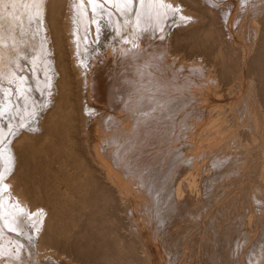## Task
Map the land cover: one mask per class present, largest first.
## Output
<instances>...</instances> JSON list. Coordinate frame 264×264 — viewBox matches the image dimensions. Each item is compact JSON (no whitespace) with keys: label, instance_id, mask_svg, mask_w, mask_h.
<instances>
[{"label":"rangeland","instance_id":"1","mask_svg":"<svg viewBox=\"0 0 264 264\" xmlns=\"http://www.w3.org/2000/svg\"><path fill=\"white\" fill-rule=\"evenodd\" d=\"M87 1L89 0L85 1L86 4L88 5ZM94 1L98 5H101L102 7L103 6L107 7L110 11L107 10L106 12H109L113 16L114 20L117 22V25H115L112 28L110 27L111 29H106L103 36L102 34L100 36L97 30L98 27L95 26L96 27L95 30H97L96 43L98 44L101 42L100 44H98L99 46H97L98 49L102 53L107 54V55H108V50L111 49V53H112L111 57L112 59H114V62L119 61L121 60L120 58H122L120 56L121 54L119 53V51L124 52L126 58H129V56L131 57L132 55H135L136 51L138 52L140 51V54L144 58V62H143L144 66L142 67L143 69L142 71L144 75L141 79L139 75L135 72L136 70L135 67L137 65V62H135V60L133 59L134 62L133 63L131 62L132 67L131 66L128 67L129 68L128 69L129 72H127L128 79L125 80V84H124V80H122L117 85L118 89L122 92V93L120 92L119 95L122 96V100L125 99L123 101L121 100L122 105L119 104V102H117L115 106L112 105L110 107L106 103H104V101H101L100 98L99 99L98 97L95 98V96L93 95L92 97H88L83 101L84 103L82 104V106L84 107L85 110L83 113L84 116L82 115V117H84V119L82 118L83 119L82 122L80 121V118H77L76 121H72L71 123L67 122L68 121L67 117L70 116L71 112L73 113L75 111L73 110L74 108L71 105H69L67 106L68 107L67 110L65 108H64L65 110L64 109L62 110L61 114L63 115V118L61 119V121L69 124V129L70 131H72V133L70 134V138L72 139V141L71 139H69L68 141L67 140L62 141L63 142L62 147L60 148L61 152H55V147L53 148V146H51L50 140L40 141L39 142L40 149H43L45 147L47 148V155L45 159L48 160V162L45 165L49 166L48 167L49 174L45 173V176H37V178H34V177L32 178L31 176L30 177L28 176L30 178V181L32 182L34 180L40 181V183L38 184L39 187H36L35 184L32 185L28 177H27L28 183L27 182L22 183L24 193L27 196L34 197L33 199H34L35 204H31L34 206V208L32 209L34 210L33 212L34 213L33 214L34 228H36L37 224L39 223V220L37 219V215H36L38 213L37 212L38 209L41 207L42 204L48 207V210L50 211L49 219L52 220L51 222L52 227L53 229H55V231H53L54 240L51 245L55 248L58 247L57 252L55 251L56 253H53L51 251L48 254L44 255V257H42L41 260H39L37 259L38 257H36L35 252L32 251L29 253V256H27L28 255L27 250L23 247V245H21L18 242H13L11 240L6 243V248H5L6 251L4 252L3 249L2 251H0V264H8V262L9 264H33V263L34 264H54L55 262L56 264H97V263L98 264H137L136 262H138V264H148L146 260V255L143 253V250L141 249V246L138 243L139 241L137 238V233L143 238V241L150 253V256H151L150 264H170L169 262L171 260H169L170 259L169 257L171 256H169V254L171 253H168L170 251L164 248V244H162V241L160 237L158 236L159 234H157L156 232L159 227H162V226L164 227V225L165 227H167L166 225L168 226L171 225L173 223L174 217L172 218V220L169 219L168 221L167 220L168 218L165 219L166 218L165 215H162L161 213L160 214L155 213L153 208L162 207L166 205L167 201L168 202L170 201V196L169 194H167V192L169 193L174 183L176 184V183H179L180 181L181 194L179 196L180 197L179 201L181 202L186 201V199L189 197H193L191 200H194V201L196 200V202H201L202 200L205 199L203 203L204 207H202L203 210H200V213H202V215H200L199 218H194L195 220L198 219V222L193 221V220L190 221V223L192 224L194 223L196 227L198 225L200 226V224L206 221L208 219V215L215 212L218 209V207H220L223 204L224 201L232 200L233 197L237 193L242 194L243 196L246 194V192H248L247 190L249 189H251L250 192H252L254 189L255 190L257 189L256 191H259V195L264 193L263 191L264 190V178L258 179L257 177L259 176L260 171L263 170L264 172V169H263V166H264V149H263L264 147V144H263L264 143V123L262 122L261 124H257L259 122V120H257L260 115L259 113L261 114L264 113L263 112L264 108H262L261 105L257 103L259 106L257 104H255L254 106L255 110L256 111L258 110L256 112L257 114L253 113L252 111L251 112L248 111V109H246L247 111H244V114L242 112L240 113L241 105L244 104V106L247 107L248 98L253 94L252 93L250 95L249 88H248L250 85V81H251L250 79L254 75H255L254 77L258 76V71H255L257 69L251 68L252 71L251 69L248 70V68H250L249 67L250 65L248 63L254 57V54L255 55L257 54L258 52L257 50L260 48L259 45L263 43V40L261 37H264V26H263L264 25L263 23L264 22L263 21L264 0H158L159 4H156L157 0H141V1L140 0H127L126 3H123L124 0H121V2H119L118 0H114L115 3L113 1L109 7L107 5L106 0H94ZM5 2L7 3V6L3 7V5L0 3V5L2 6V7L0 6V10L5 8L10 11L11 9L15 8L14 9L15 12L12 10L10 12H12V15L14 16V18L12 17L11 19L12 23L14 22L16 23H14L15 27L9 30L10 35L4 34L6 38L8 36V39L3 42H0V49L2 51L5 50V52H7L8 50V52L11 53V58H13L11 61V65L18 74H21V75L26 74L28 76H32L35 73V75H37L39 80L43 79L45 75L44 73L45 72L44 70L45 58L41 54V50H40L41 44H42L43 29L42 27H40L41 26V24H39L40 20H38L37 17H34V15L36 14L39 16L38 14L39 12L36 11V8L39 5V0H21V1L5 0ZM29 2L33 4L32 6L35 8L34 10L35 13L32 16L27 17L25 19L26 21L25 20L20 21L21 16L19 14H21V12H24L25 15L27 14V7L31 5ZM116 5H119L120 8H118V6L116 7ZM164 5H167L168 7ZM130 6L133 8L132 11L130 10L131 9ZM169 6H174V8L169 7ZM116 8L118 10H116ZM80 10L81 11L77 10V12L79 11L80 13L78 14L76 13L74 15L75 21L73 24L74 26L73 29L77 32L76 37H78V39H83L86 36V33L88 31L86 27L88 16L91 15L94 17V21H97V20L99 21L100 15L103 13V11L101 13H97L94 11L92 12L90 8L80 9ZM81 12H83L84 15H82L83 13L81 14ZM176 12L177 14H175ZM4 17H6V15H4ZM260 22H262L263 25ZM208 24H210L211 26L208 27ZM30 25H32L31 26L32 29L29 28ZM166 25H168L169 28L168 30L166 29L167 32L164 35H162L161 29H164ZM1 28L2 30H7V23L1 22ZM123 29L126 31H124ZM220 29L221 31L223 30L224 33L223 31L220 32ZM192 30H195V31H192ZM210 30L212 31L214 30L213 32L211 31L213 34L210 32ZM210 33L212 35H210ZM190 35L192 36V38ZM258 35L259 36L261 35V37H259ZM215 36H218V38L217 37L215 38ZM258 37L260 38V40ZM14 39L18 40L20 43V46L23 45L22 47L24 48L20 47L19 49L13 42ZM216 39L218 42L216 41ZM140 40H142L141 41L142 43H140ZM113 42L116 43L115 44L116 47L113 46L114 45ZM86 43H90V42L86 41ZM167 43H171V47H170V51L172 52L171 57L165 56L164 51L160 48V46L162 45L165 46L167 45ZM227 43H229L228 48H227L228 46ZM34 44L36 47L34 46ZM92 45H95V43H92ZM80 46H81L80 56H83L87 52V49H86L87 45L85 43H80ZM138 46L140 47L139 50H137ZM221 47H223L224 49H222ZM231 47L232 48L235 47V48H233L232 50ZM112 48H114L113 51H112ZM213 48L215 49L216 53L214 52ZM237 48H240V49H237ZM12 50L16 51L18 54H16L15 52H11ZM230 51L232 52V57L237 58V60L230 58L231 56ZM234 52L235 53L237 52V54L235 55ZM239 53H241V55ZM138 54L139 53H137V56ZM37 56L38 58H36ZM55 57H56L55 60H58L57 56ZM221 58L224 59L226 62L224 60L221 61L222 60ZM39 59L40 60L43 59V61H40ZM145 59L147 62H145ZM238 59H241L242 62L241 60H238ZM263 59H264V51H263ZM199 61L205 65L206 70L199 69L200 72L199 70L198 71L194 70V66L200 63ZM231 61L234 64H237V62L242 63L241 80L237 79V76L235 75V71L233 67L234 64L231 63ZM34 62H36L35 66L33 64ZM56 62L55 63L58 64L59 60ZM85 62L82 64L83 66L82 72L84 71L83 72L84 76L83 74L82 76L83 78L88 79L92 75L91 74L92 69H94L97 63L96 64L94 63L95 65V66L93 65L94 67L87 66L85 68L86 66ZM214 62L215 63L223 62L225 64L227 63V66H229L227 73L224 74L222 78L220 77L221 70H219V66L221 65V63L218 64V67H217L215 66ZM128 63L129 65L131 64L129 61ZM212 64H214V66H212ZM262 66L263 65H261V68ZM55 67H56V71L58 70V75H60V77H63V74L61 72V67H57V66ZM36 68L40 70H38L37 72ZM207 69H209L208 71L212 73L210 77L207 75V72H208ZM249 71L253 72L254 75L251 74V72L248 73ZM10 72L11 70L6 71V72L0 71V75H1L0 76V86L2 88H6V89L9 88L8 86L10 83L9 76H11ZM215 72H217V75ZM56 74L57 72H55V75ZM190 74L191 75L193 74V75L190 76ZM168 76H170V78ZM216 76H218L219 79ZM60 77L57 76L56 80H59ZM129 77H132V78H129ZM258 77H256L255 79L259 80ZM214 78H217L216 83L213 81ZM223 78H224V81L222 80ZM62 79L63 78H61L59 81L61 82ZM203 79L207 81H204ZM247 79L249 80V82ZM56 80H55V85L59 86L58 83L60 82L59 81L57 82ZM261 81H262V78H261ZM74 82H75L74 80H71L70 82L71 84H73L72 86L73 91H72V88H70L71 89V91L69 92L70 97H68L72 101L75 99V93H77V89H76L77 87L74 84ZM205 82L207 84H204ZM138 83L139 85H137ZM209 83L211 84V86L209 85ZM258 83L257 81H255L254 85L256 84L258 85ZM181 84H183V86ZM136 85H137V88H136ZM257 85L253 86V88L254 87L258 88L259 86ZM12 88L14 90L16 86H12ZM257 88L256 89L254 88L253 91H256L257 95H259L258 94L259 89ZM124 90L126 92H124ZM138 92H141V93L139 94ZM136 93L137 95H135ZM185 93L189 97V99L187 100H185L183 97ZM247 95L248 96L250 95V96L246 97ZM145 96L146 97L149 96L151 100L153 101V106L151 109L141 108L142 109L141 110V109H137L136 107H133L132 105H130L131 100L141 99L142 97H145ZM174 97L176 98L174 99ZM251 97L252 99L256 100V102L260 98V96L256 97L255 95ZM237 109L239 111H237ZM159 113L161 115H158ZM172 114H178V115L173 116ZM241 114L245 115L244 118L242 119L240 118ZM262 115L264 117V114ZM106 116L110 118L111 125H112V126L110 125L111 126L110 133L114 137V140L119 139V143L117 142L116 144L112 145L110 142H107V141L104 142V141L99 140V136L102 137L105 134L104 127H102V124L99 123V121L105 120ZM172 117L174 118L176 117V118L173 119ZM245 118H248L249 121ZM251 118L253 119V121L251 120ZM254 118H256V120ZM125 119H128V120H125ZM244 119H245V122H243ZM106 124H105V127H106ZM140 124H141V127H140ZM240 125L242 126L240 127ZM251 125L254 126L253 129H252L253 126ZM135 127L137 128V130L135 129ZM127 128H131L132 132L139 133L140 134L139 138L135 137V139L134 138L131 139L130 135L126 134ZM223 128L224 130H222ZM59 129L60 128L58 127L56 130H59ZM75 129H76V133H74ZM218 130H220L221 132L222 131L224 132L219 137H217V134H216ZM254 133H257V134H254ZM185 135L186 136L188 135L189 137L188 136L186 137ZM237 135H239V137ZM185 139L186 140L188 139V140L186 141ZM180 142H183V143H180ZM232 142L233 144H231ZM245 142H248V143H245ZM251 142H253L252 143L253 145L251 144ZM191 143L193 146L191 145ZM93 144L95 145L100 144V146L103 148L101 149L104 152H107L110 149V147H113V156H117L122 161L128 163L129 166H131V168L134 170V173L138 175L139 177L144 176L145 181L144 180L143 181L145 183H146L147 177L155 176V174L157 173V172L155 173V171L162 169L160 170V172L164 174V179L166 178L167 183H163V185H161V183H158V184L156 183V185L150 184L149 186L150 188H148V192L153 190L152 193L151 192L145 193L147 192V190H145L144 192L145 195L144 194L142 195L143 197L145 196V199L147 198V196L149 197L151 196L149 199L151 200L150 205L153 208L150 210L151 213H148L147 215L148 217H150V221L147 222V216L144 215L143 212H141L140 209L142 208L143 202L139 200V197H137V193L132 188H131L132 190H130L129 192L122 193L120 195L121 199L118 197L119 194L117 192V189L115 188L111 189L110 193L112 194V197L114 198V200L111 201L109 204H108V201L101 199L102 198L101 196L103 195V193H101L102 195L96 194V197L87 193L89 192V190H87V187L89 185H87L86 183L89 177L91 176V174L88 172V170H85V168H80V170H78L76 167V163L80 165L81 160H84V159H87L84 161H87V162L90 161L89 159L90 151H92ZM242 144L244 145L242 146ZM87 147H89L90 149ZM115 148L118 150H116ZM165 150L167 151L166 153L164 152ZM212 151H213V154H212ZM197 153L199 155H197ZM220 153L221 155H218ZM161 154L163 156H161ZM175 156L176 158L177 156L178 158L180 157V160L175 164L176 169L175 170L172 169V171H170L171 170L170 160L175 159ZM237 156H238V162L235 166L236 172L234 173L226 172L227 169L223 163L222 165L216 163L217 159H224V158L232 159V157H237ZM44 157L45 155H42V158ZM161 157L162 159H164V162L163 160L160 159ZM242 157H245V158H242ZM31 158H32L31 161H37L38 160L37 158H39L38 153L33 154ZM183 159H185L184 162H183ZM192 160L194 164L191 163ZM258 161H262L263 163L259 162L261 163L260 165L258 164ZM205 163L207 164L205 165ZM239 163H241L240 166H239ZM162 164L163 166L161 167ZM200 164L202 166H200ZM216 165L220 167L218 168V166ZM93 166H95V164H93ZM212 166L213 168L214 167L215 168L212 169ZM146 167H148L149 169ZM202 167L204 169H201ZM207 167L209 169H207ZM257 167H258V170H257ZM211 169L215 171V173H213ZM180 171H182L183 173L181 174ZM164 172L166 173L167 176L165 175ZM221 172H224V173L226 172V174L223 173L219 178H217V176L219 175L218 173H221ZM167 173H171L172 176H170ZM148 174L149 176H147ZM212 174L214 175L212 176ZM230 174L232 177H230ZM254 174H256V176ZM238 175L241 177H239ZM173 176H174L175 181L171 180ZM248 176L252 178L250 179V177ZM41 177H44V178H41ZM253 177H257V178H253ZM45 178L48 179L47 184L48 185L50 184L49 187L47 186L46 182L44 183L43 181L45 180ZM220 178L221 180H219ZM191 180L196 181V184L198 185L190 186ZM208 180L213 181L211 183L217 188V190L214 186H212L210 190L211 193H209V190L205 189L206 185L210 183V181L206 183V181ZM258 181L261 182V184ZM223 185H225V187H222ZM251 185L254 187V189L253 187H251ZM244 186H245V189H244ZM202 187H205V188L203 189ZM198 192H199V197L196 196L198 195ZM7 194L9 195L8 190L1 187L0 188V199H1L0 214L2 213L4 215H0V218H1L0 227L1 225H3L4 221H6L9 218V216L12 214L11 204L13 203V200L7 199V196H8ZM154 194H156V196ZM157 194L160 197L159 196L157 197ZM203 194L206 196H204ZM214 194L215 195L217 194V195L215 196ZM153 195L155 196L154 198H153ZM226 196H228V198H231V199L230 200L228 198L225 199ZM91 198L93 201L91 200ZM200 198H203V199L200 200ZM207 198H208V201H207ZM153 200L155 202L154 204L152 202ZM159 200L162 202L159 203ZM257 201L253 202L252 203L253 205H251V208L252 206L253 208L252 209L250 208L251 216L256 215V216H252L253 217V224L251 225L252 229H255V228L257 229V227L260 226V225H257L259 224V219L261 218L260 216H264V204L263 202H261V200L259 202ZM219 204L221 205L219 206ZM3 206L6 209H4ZM9 212L10 214L8 216L7 213ZM151 215L153 217H156V219H152ZM255 223H256V226L254 225ZM9 233H11L9 230H7L6 228H3V232L0 233V237H1L0 241H2L3 239H6L7 237L11 238L12 235H15V233H11V234ZM3 235H4V238L2 237ZM234 236H236V234ZM101 240L104 242V244ZM24 241L27 243L28 240L24 238ZM244 243L240 244V246L237 245L236 247L237 249H241V247L243 248L242 249L244 252L243 255H245V251L248 247V244H247L248 242H246L247 245ZM111 245L113 246L111 247ZM95 248L96 249L98 248V249L96 250ZM228 248L229 247H227V250ZM242 250H239V252L237 250H234L236 257L240 256L245 260L246 263L249 262L247 264H250V263L252 264L250 259L242 255L243 253ZM129 251H131L132 253ZM130 255H133V256H130ZM142 255L143 257L141 258ZM50 258H52L51 261H50ZM124 260L126 262H124ZM173 264H182V263L180 261L177 263L176 261Z\"/></svg>","mask_w":264,"mask_h":264},{"label":"bare ground","instance_id":"2","mask_svg":"<svg viewBox=\"0 0 264 264\" xmlns=\"http://www.w3.org/2000/svg\"><path fill=\"white\" fill-rule=\"evenodd\" d=\"M21 1V0H19ZM86 1V0H85ZM84 0H39V5L36 8V11H38L39 16L36 14L34 15V17H37L38 20H40L39 24H41L40 27H42L43 29V37H42V44H41V54L44 56L45 58V64H44V70H45V75L43 79H38L37 75H35V73L32 76H28V75H21L18 74L15 69H13L12 65H11V61L13 58H11V53L2 51L0 49V71L6 72L11 70L10 72V83H9V88H2L0 86V180H1V184H0V188L3 187L4 189H7L9 192V195L7 196V199H12L13 203L11 204V208H12V214L9 216L10 212L7 213L9 218L4 221L3 225H1L0 227V233L3 232V228H6L7 230H9L11 233H15V235H12L11 238L7 237L6 239H3L2 241H0V251H2V249L4 250V252L6 251V243L8 241H13V242H18L21 245H23V247L27 250V253L29 256L30 252H35L36 253V257H38L37 259L41 260L42 257H44V255L48 254L49 252H53L56 253L57 252V248L53 247L51 244L53 242V231H55V229H53L52 227V220L49 219V214L50 211L48 210V207L44 204L41 205V207L38 209V213L37 215V219L39 220V223L37 224V227L34 228L33 226V212L34 210H32L34 208L33 205L31 204H35L34 203V197H30L27 196L24 191H23V185L22 183L27 182V179L31 176L32 178H37V176H45V173L49 174V169H48V165L47 164L48 160H46V155H47V148H43L40 149V145L39 142L40 141H44V140H50V144L51 146H53V148L55 147V152H61L60 148L62 147V141H68L70 138V134L72 133V131H70L69 129V124L66 122H62L61 119L63 118V115L61 114L62 110L65 108L66 110L68 109L67 106L71 105L73 108V110H75L73 113H70V116L67 117V122L71 123L72 121H76L77 118H80V121L82 122V120L84 119V117H82V115L84 116V107L82 106V104L84 103L83 101L88 98V97H92L93 95L95 96V98L98 97V99L100 98L101 101H104V103H106L108 106H115V104L117 102H119V104L122 105V96H120V90L118 89L117 85L119 84V82H121L122 80H124V84H125V80L128 79L127 76V72L128 71V67L131 66L132 67V63L134 62L133 59L135 60V62H137L136 65V70L135 72L139 75V77L142 79L143 77V69L142 67L144 66V58L143 56L140 54V51H136L135 55H132L131 57L129 56V58L125 57V53L124 52H120L121 54L120 56L122 58H120L121 60L114 62V59H112L111 55V49L108 50V55L102 53L97 46H99L98 44L100 43H96V34H97V30L101 36H103L104 32L106 31V29H111L112 27H114L115 25H117V22L114 20L113 16L109 13L106 12L107 10H109L107 7H102L101 5H98L97 3H95L94 0H89L87 1L88 5L86 4ZM107 1V5L108 7L110 6V4L114 1V0H106ZM119 2H121V0H118ZM141 1V0H140ZM18 2V1H16ZM99 2V1H97ZM127 0H124L123 3H126ZM156 4H159L158 0L156 1ZM0 3L3 5V7L7 6V3L5 2V0H0ZM20 3V2H19ZM31 4V2H29ZM103 3V2H102ZM115 3V1H114ZM122 3V4H123ZM152 3V2H151ZM29 4V5H30ZM35 4V3H34ZM131 4V3H130ZM33 4H31L30 6L27 7V16L24 14V12H21V14H19L21 16L20 21H24L27 17L32 16L35 13V8L32 6ZM113 5V4H112ZM121 5V4H120ZM139 5V3H138ZM142 5V4H141ZM149 5V4H148ZM1 6V5H0ZM118 6V8H120L119 5H116V7ZM125 6V4H124ZM167 6V5H164ZM163 6V7H164ZM2 7V6H1ZM10 7V6H8ZM131 7V6H130ZM168 7V6H167ZM169 7H173L174 6H169ZM86 8H90V10L93 12H97V13H101L103 11V13L100 15V20L98 21H94V17L89 15L88 16V21H87V33L86 36L83 39H78L77 36V32L73 29V24H74V15L77 13H80L79 11H81L80 9H86ZM124 8V7H123ZM126 8V7H125ZM161 8V6H160ZM172 8V9H173ZM15 9V8H14ZM14 9H11L12 11L15 12ZM130 9V8H129ZM132 7H131V11H132ZM138 9V8H137ZM171 9V10H172ZM10 10V11H11ZM77 10H79L77 12ZM116 10H118L116 8ZM220 10V9H219ZM7 9H1L0 10V42H3L5 40L8 39L4 36L9 34V30L13 29L15 27L16 22L12 23L11 19L12 17L14 18V16L12 15V12H10ZM19 11V10H18ZM110 11V10H109ZM135 11V10H134ZM151 12V11H150ZM83 12H81L82 14ZM126 13V12H125ZM153 13V12H152ZM80 14V15H81ZM156 14V13H155ZM177 14V12L175 13ZM4 15H6V17H4ZM84 15V13L82 14ZM86 15V14H85ZM98 15V14H97ZM154 15V14H153ZM189 15V14H188ZM191 15V14H190ZM243 15V14H242ZM178 16V15H177ZM264 16V15H263ZM3 17V18H2ZM132 17V16H131ZM191 17V16H190ZM82 18V17H81ZM124 18V17H123ZM166 18V17H165ZM200 18V16H199ZM223 18V17H222ZM242 18V17H241ZM36 19V18H34ZM154 19V18H153ZM224 19V18H223ZM2 20V21H1ZM119 20V19H118ZM156 20V19H155ZM226 20V19H225ZM26 21V20H25ZM166 21V20H165ZM198 21V20H197ZM196 21V22H197ZM263 21H264V17H263ZM1 22L7 23V30H2L1 28ZM29 22V21H28ZM85 22V21H83ZM122 22V21H121ZM126 22V21H125ZM254 22V21H253ZM259 22V21H258ZM78 23V22H77ZM127 23V22H126ZM136 23V22H135ZM134 23V24H135ZM262 25L263 23L260 22ZM259 23V24H260ZM83 24V23H82ZM86 24V23H85ZM158 24V23H157ZM3 25V24H2ZM125 25V24H124ZM198 25V23H197ZM32 25H30V29ZM98 27L97 30H95L96 27ZM158 26V25H157ZM211 25L208 24V27H210ZM264 26V25H263ZM39 27V28H40ZM111 27V28H110ZM118 27V26H117ZM140 27V26H139ZM138 27V28H139ZM164 27V26H163ZM168 25L165 26L164 29H161V34L164 35L167 30H168ZM29 29V30H30ZM41 29V28H40ZM122 29V28H121ZM167 29V30H166ZM217 29V28H216ZM120 30V28H119ZM124 30V29H123ZM196 30V29H195ZM192 30V31H195ZM126 31V30H124ZM123 31V32H124ZM208 31V30H207ZM212 30H210L211 32ZM214 31V30H213ZM212 31V32H213ZM223 31V30H222ZM220 29V32H222ZM246 31V30H245ZM29 32V31H27ZM203 32V31H202ZM211 32V33H212ZM238 32V31H237ZM117 33V32H116ZM177 33V32H176ZM210 33V35H212ZM224 33V31H223ZM244 33V32H243ZM12 34V33H11ZM26 34V33H25ZM98 34V35H99ZM121 34V33H120ZM175 34V33H174ZM190 34V33H189ZM194 34V32H193ZM230 34V33H229ZM258 34V33H257ZM10 35V34H9ZM28 35V34H27ZM26 35V36H27ZM37 35V34H36ZM112 35V34H111ZM196 35V33H195ZM202 35V34H200ZM217 35V33H216ZM256 35V34H255ZM191 36V35H190ZM227 36V35H225ZM259 36V35H258ZM15 37V36H14ZM126 37V36H125ZM136 37V36H135ZM188 37V36H187ZM194 37V35H193ZM204 37V36H203ZM210 37V36H209ZM212 37V36H211ZM218 38V36H215V38ZM261 37V35L259 36ZM258 37V38H259ZM103 38V37H102ZM185 38V37H184ZM192 38V36H191ZM224 38V37H223ZM263 40V43L260 44V48L257 50V54H254V57L250 60V62L248 63L249 69L253 68V69H257L255 71H258V79L260 80H256L254 77L255 75L253 74L252 69L251 71H249L248 73L251 72V74H253L254 76L251 78L250 80V85H249V92L251 96H260L259 100H254L252 99V97L250 96H246L249 97L248 98V104L247 107L244 106V104L241 105L240 107V113L242 112L244 114V111H247L246 109H248V111H252L253 113L257 114L255 110V104L259 103V105H261L262 108H264V59H263V51H264V37H261ZM90 39V40H88ZM92 39V41H91ZM124 39V38H123ZM211 39V38H210ZM110 40V39H109ZM127 40V39H126ZM201 40V39H200ZM260 40V38H259ZM37 41V40H36ZM90 42V43H86ZM112 41V40H111ZM121 41V40H120ZM131 41V40H130ZM136 41V40H135ZM142 40H140V43ZM217 41V39H216ZM220 41V39H219ZM224 41V40H223ZM222 41V43H223ZM13 42L15 43V45L20 49V43L18 40L14 39ZM128 42V41H126ZM202 42V41H201ZM218 42V41H217ZM80 43H85L87 45V52L85 55L80 56ZM92 43H95V45H92ZM114 43V42H113ZM164 43V42H163ZM193 43V42H192ZM2 44V43H1ZM4 44V43H3ZM6 44V43H5ZM110 44V43H109ZM116 43H114V47ZM139 44V43H138ZM145 44V43H144ZM148 44V43H147ZM120 45V44H119ZM126 45V44H125ZM130 45V44H129ZM222 45V44H221ZM219 45V46H221ZM228 45V46H227ZM227 48L229 47V43H227ZM35 46V44H34ZM33 46V47H34ZM38 46V45H37ZM200 46V44H199ZM217 46V45H215ZM6 47V46H5ZM36 47V46H35ZM102 47V46H101ZM100 47V48H101ZM118 47V46H117ZM128 47V46H127ZM133 47V46H132ZM170 47H171V43H167V45H162L160 46V48L164 51L165 56H172V52L170 51ZM175 47V46H174ZM209 47V46H208ZM24 48V47H22ZM104 48V47H103ZM121 48V47H120ZM222 49H224L223 47H221ZM220 48V49H221ZM235 48V47H233ZM233 48L231 47V49L233 50ZM102 49V48H101ZM114 48H112L113 51ZM118 49V48H117ZM133 49V48H132ZM140 47L138 46L137 50H139ZM214 49V48H213ZM240 49V48H237ZM14 50V49H13ZM11 51V52H15L16 54H18L16 51ZM36 50V49H35ZM226 50V49H225ZM107 51V50H106ZM134 51V50H133ZM201 51V50H200ZM222 51V50H221ZM238 51V50H237ZM84 52V51H83ZM215 52V49H214ZM231 52V51H230ZM37 53V52H36ZM137 53L138 56H137ZM200 53V52H199ZM216 53V52H215ZM224 53V52H223ZM235 53V52H234ZM256 53V52H255ZM20 54V53H19ZM130 54V53H129ZM214 54V53H213ZM237 54V52L235 53V55ZM241 55V53H239ZM238 54V55H239ZM107 55V56H106ZM159 55V54H157ZM201 55V54H199ZM234 55V54H233ZM16 56V55H15ZM24 56V55H23ZM57 56V59L59 60L58 64H56L58 60H55ZM221 56V55H220ZM230 56V54H229ZM54 57V58H53ZM115 57V56H114ZM119 57V56H118ZM134 57V58H132ZM208 57V56H207ZM215 57V56H214ZM222 57V56H221ZM228 57V56H227ZM241 57V56H240ZM38 58V56L36 57ZM117 58V57H116ZM223 58V57H222ZM221 58V59H222ZM231 59H235L237 60V58H233L232 57V52H231ZM229 58V59H230ZM32 59V58H31ZM54 59V60H53ZM119 59V58H118ZM137 59V60H136ZM215 59V58H214ZM242 59V58H241ZM238 59V60H241ZM40 60V59H39ZM224 59H222L221 61H223ZM40 61H43V59H41ZM86 61V62H85ZM128 61L131 63L129 65ZM225 61V60H224ZM263 61V62H262ZM33 62V60H32ZM56 62V63H55ZM86 63V66H93L94 63L96 64V66L94 67V69H92L91 72V76L87 79V78H83L84 76V71L82 72L83 63ZM145 62L146 59H145ZM198 62V61H197ZM200 62V61H199ZM226 62V61H225ZM242 62V60H241ZM241 62H237V64H234L232 61L231 63L234 64V71H235V75L237 76V79L241 80L242 78V63ZM60 63V65H59ZM221 65L219 66V70H221L220 72V77L222 78L224 74L227 73L228 71V67L227 63H223L220 62ZM220 63H215V66L218 67V64ZM262 63V64H261ZM34 66L36 64V62L33 63ZM42 64V63H40ZM164 64V63H163ZM193 64V63H192ZM214 64H212V66H214ZM39 65V64H38ZM261 65L262 68H261ZM61 67V72L63 74V77H60V75H58V70L56 71V67ZM221 67V69H220ZM160 68V67H159ZM205 65L200 62L197 65L194 66V70H199V69H205ZM209 68V67H208ZM9 69V70H8ZM35 69V68H34ZM90 69V68H88ZM87 69V70H88ZM38 70L40 69H37ZM86 70V69H85ZM131 70V69H130ZM209 69H207L208 71ZM218 70V71H219ZM231 70V69H230ZM245 70V69H244ZM163 71V70H162ZM217 71V72H218ZM23 72V71H22ZM55 72H57V74L55 75ZM60 72V71H59ZM178 72V71H177ZM200 72V70H199ZM217 72L216 75H217ZM42 73V72H41ZM134 73V72H133ZM83 74V76H82ZM148 74V73H147ZM162 74V73H161ZM160 74V75H161ZM184 74V73H183ZM206 74V73H205ZM86 75V74H85ZM158 75V74H157ZM176 75V74H175ZM193 75V74H192ZM190 74V76H192ZM207 75L210 77V75H212V73L210 71L207 72ZM206 75V76H207ZM215 75V74H214ZM234 75V74H233ZM257 75V74H256ZM1 76V75H0ZM60 77L63 78L61 80V82L59 80H56V77ZM250 76V75H249ZM5 77V76H4ZM170 78V76H168ZM166 77V78H168ZM179 77V76H178ZM186 77V76H185ZM197 77V76H196ZM207 77V78H209ZM212 77V76H211ZM218 78V76H216ZM8 78V77H6ZM132 78V77H129ZM165 78V77H164ZM189 78V77H187ZM202 78V77H200ZM217 78H214L213 81L216 83L217 82ZM262 78V81H261ZM136 79V78H135ZM148 79V78H147ZM185 79V78H184ZM191 79V78H190ZM219 79V78H218ZM7 80V79H6ZM55 80L60 83H58L59 86L55 85ZM71 80H74V84L76 85V89H77V93H75V99L72 101L71 99H69L68 97H70L69 92L71 91L70 88H72L73 84H71ZM139 80V79H138ZM199 80V79H198ZM204 80V79H203ZM224 81V78L222 79ZM248 80V79H247ZM137 81V80H136ZM168 81V80H167ZM207 81V80H204ZM209 81V80H208ZM229 81V80H228ZM227 81V82H228ZM255 81H259L258 88L254 87L255 89H259V92L257 95L256 91H253ZM197 82V81H195ZM249 82V80H248ZM140 83V82H139ZM139 83L137 85H139ZM175 83V82H174ZM181 83V81H180ZM241 83V82H240ZM263 83V84H262ZM57 84V83H56ZM204 84H207L206 82ZM213 84V83H212ZM123 85V83H122ZM129 85V84H128ZM136 85V88H137ZM148 85V84H147ZM183 86V84H181ZM192 85V84H191ZM209 85L211 86V84L209 83ZM218 85V84H217ZM5 86V85H3ZM12 86H16V88L13 90ZM131 86V85H130ZM155 86V85H154ZM178 86V85H177ZM197 86V85H196ZM122 87V86H121ZM141 87V86H140ZM176 87V86H175ZM201 87V86H200ZM203 87V86H202ZM225 87V86H224ZM195 88V87H194ZM247 88V89H248ZM253 88V89H252ZM75 89V90H76ZM169 89V88H168ZM173 89V88H172ZM163 90V89H162ZM181 90V89H180ZM232 90V89H231ZM73 91V88H72ZM133 91V90H132ZM194 91V90H193ZM196 91V90H195ZM233 91V90H232ZM258 91V90H257ZM124 92H126L124 90ZM122 93V92H121ZM139 94L141 92H138ZM171 93V92H170ZM177 93V92H176ZM175 93V94H176ZM192 93V92H191ZM256 93V94H255ZM124 94V93H123ZM169 94V93H168ZM231 94V93H230ZM249 94V93H248ZM137 95V93L135 94ZM178 95V94H177ZM196 95V93H195ZM194 95V96H195ZM128 97V96H127ZM169 97V96H168ZM177 97V96H176ZM174 97V99L176 98ZM184 99L187 100L189 99V97L186 95H183ZM244 97V96H243ZM134 98V97H133ZM138 98V97H137ZM168 99V98H167ZM122 100V101H121ZM178 100V99H177ZM161 101V100H160ZM180 101V100H179ZM241 101V100H240ZM126 102V101H125ZM156 102V101H155ZM174 102V101H173ZM185 102V101H184ZM189 102V100H188ZM191 102V101H190ZM245 102V101H244ZM192 103V102H191ZM242 103V102H241ZM155 104V103H154ZM190 104V103H188ZM75 105V107H74ZM86 105V104H85ZM125 105V104H124ZM130 105H132L133 107H136L137 109H141V108H145V109H151L153 106V101L151 100V98L149 96H145L142 97L141 99H135V100H131L130 101ZM186 105V103H185ZM246 105V104H245ZM258 105V104H257ZM256 105V106H257ZM258 105V106H259ZM240 106V105H239ZM121 107V106H120ZM88 108V107H87ZM155 108V107H154ZM238 108V107H237ZM64 109V110H65ZM239 109V108H238ZM237 109V111H239ZM121 110V109H120ZM126 110V109H125ZM142 110V109H141ZM174 110V108H173ZM264 110V109H263ZM88 111V110H87ZM138 111V110H137ZM158 111V110H157ZM199 111V110H198ZM236 111V112H237ZM121 112V111H120ZM136 112V111H135ZM156 112V110H155ZM172 112V110H171ZM178 112V111H176ZM193 112V111H192ZM221 112V111H220ZM264 112V111H263ZM149 113V112H148ZM189 114V113H188ZM221 114V113H220ZM241 114V119L244 118L245 115ZM254 114V115H255ZM260 114V115H259ZM259 117L257 120H259V122L257 124H261L262 122L264 123V117L262 114L264 113H259ZM81 117H80V116ZM158 115H161L160 113ZM174 115H178V114H172ZM184 115V114H183ZM131 116V114H130ZM151 116V115H150ZM156 116V115H155ZM166 116V115H165ZM184 117V116H183ZM83 118V119H82ZM141 118V117H140ZM165 118V117H164ZM173 119H175L174 117H172ZM234 118V117H233ZM235 119V118H234ZM233 119V121H234ZM240 119V121H241ZM248 120V118H245ZM245 119L243 122H245ZM256 120V118H254ZM128 120V119H125ZM147 120V119H145ZM154 120V119H153ZM251 120L253 121V119L251 118ZM61 121V122H60ZM116 121V120H115ZM142 121V119H141ZM155 121V120H154ZM157 121V120H156ZM168 121V120H167ZM249 121V120H248ZM127 122V121H126ZM88 123V122H87ZM99 123L102 124V127H104V132H105V136L103 135L102 137L99 136V140L100 141H107L110 142L112 145L116 144L117 142L119 143V139L114 140V137L111 135V129L110 127L111 125V121L110 118H108L106 116L105 120H101L99 121ZM108 126H107V124ZM116 123V122H115ZM123 123V122H122ZM155 123V122H154ZM162 123V121H161ZM167 123V122H166ZM85 124V123H84ZM100 124V125H101ZM106 124V127H105ZM139 124V123H138ZM145 124V123H144ZM160 124V123H159ZM238 124V123H237ZM72 125V124H71ZM111 125V126H110ZM131 125V124H130ZM150 125V124H149ZM157 125V124H156ZM188 125V124H187ZM125 126V124H124ZM123 126V127H124ZM134 126V125H133ZM154 126V125H153ZM209 126V125H208ZM230 126V125H229ZM242 125H240L241 127ZM253 126V125H251ZM258 126V125H257ZM60 128L59 130H56L57 128ZM73 127V126H72ZM87 127V126H86ZM85 127V128H86ZM141 127V124H140ZM157 127V126H156ZM166 127V126H165ZM170 127V126H169ZM228 127V126H227ZM234 127V126H233ZM245 127V126H243ZM248 127V126H247ZM126 128V127H125ZM183 128V127H182ZM254 128V126L252 127V129ZM73 129V128H72ZM135 129L137 130V128L135 127ZM148 129V128H147ZM167 129V128H166ZM173 129V128H172ZM115 130V129H114ZM127 132L126 134L130 135L131 139H135L139 138V133H135L132 132L131 128H127L126 129ZM134 130V129H133ZM174 130V129H173ZM224 130V128L222 129ZM85 131V130H84ZM246 131V130H245ZM170 132V131H169ZM218 130L216 132L217 137H219L221 134H223L224 132ZM251 132V131H250ZM253 132V131H252ZM74 133H76V129L74 131ZM86 133V132H84ZM135 133V134H134ZM167 133V131H166ZM249 133V132H248ZM160 134V133H159ZM158 134V135H159ZM247 134V133H246ZM257 134V133H254ZM125 135V134H123ZM169 135V134H168ZM213 135V134H212ZM211 135V136H212ZM164 136V135H163ZM186 136V135H185ZM188 136V135H187ZM186 136V137H187ZM239 137V135H237ZM236 136V137H237ZM171 137V136H170ZM185 137V138H186ZM189 137V136H188ZM209 137V136H208ZM246 137V135H245ZM256 137V136H255ZM258 137V136H257ZM211 138V137H210ZM235 138V136H234ZM244 138V137H243ZM149 139V138H148ZM222 139V138H221ZM256 139V138H255ZM254 139V140H255ZM123 140V138H122ZM142 140V139H141ZM173 140V139H172ZM176 140V139H175ZM186 140V139H185ZM188 140V139H187ZM186 140V141H187ZM248 140V139H246ZM72 141V139H71ZM134 141V140H133ZM257 141V140H256ZM106 142V143H107ZM143 142V141H142ZM152 142V140H151ZM157 142V141H156ZM174 142V141H173ZM179 142V141H178ZM236 142V140H235ZM168 143V142H167ZM166 143V144H167ZM175 143V142H174ZM183 143V142H180ZM248 143V142H245ZM253 142H251L252 144ZM153 144V143H152ZM157 144V143H156ZM155 144V145H156ZM164 144V145H166ZM170 144V143H169ZM177 144V143H176ZM233 144V142L231 143ZM256 144V143H255ZM264 144V143H263ZM49 145V144H48ZM47 145V146H48ZM119 145V144H118ZM125 145V144H124ZM138 145V144H137ZM158 145V144H157ZM163 145V143H162ZM182 145V144H181ZM184 145V144H183ZM192 145V143H191ZM241 145V144H240ZM244 144H242L243 146ZM246 145V144H245ZM253 145V144H252ZM50 146V145H49ZM105 146V145H104ZM108 146V145H107ZM106 146V147H107ZM169 146V145H168ZM178 146V145H176ZM185 146V145H184ZM193 146V145H192ZM85 147V146H84ZM140 147V146H139ZM142 147V146H141ZM149 147V146H148ZM153 147V146H152ZM238 147V146H237ZM52 148V147H51ZM89 148V147H87ZM102 147L100 146V144H93L92 146V151H90V163L84 160H81L80 165L78 163H76V167L78 170H80V168H85V170H88V172L91 174V176L89 177L88 181H87V185H89L87 187V190H89V192H87L88 194H91L92 196L96 197V194L98 195H102L101 193H103V195L101 196L102 200H106L108 201V204L114 200V198L112 197V194L110 193L111 189H117V192L119 194V198L121 199V194L124 192H129L130 190H134L137 193V197H139V200H141L143 202L142 204V208L140 209L141 212H143L144 215H148V213H151L150 210L153 208L151 207L150 203L151 200L149 199L150 197L147 196V198L145 199V196L143 197L142 195L144 194L145 190H147V192L145 193H152V191L148 192V188H150V184H155L156 183H161V185H163V183H167L166 178L164 179V174L160 172V170H156L155 171V176L152 177H147L146 178V183L144 182L145 178L144 176L141 178L138 175H136L134 173V170L131 168V166H129L128 163L122 161L119 157L117 156H113V147H110V149L107 152H104L102 149ZM150 148V147H149ZM171 148V147H170ZM180 148V147H179ZM187 148V147H186ZM190 148V146H189ZM188 148V149H189ZM230 148V147H229ZM90 149V148H89ZM116 149V148H115ZM114 149V150H115ZM156 149V148H155ZM184 149V148H182ZM245 149V147H244ZM250 149V148H249ZM264 149V147H263ZM118 150V149H116ZM194 150V149H193ZM212 150V149H211ZM223 150V148H222ZM233 150V149H232ZM252 150V149H251ZM198 151V150H197ZM218 151V150H217ZM221 151V150H220ZM40 152V153H39ZM67 152V151H66ZM118 152V151H117ZM138 152V151H137ZM136 152V153H137ZM143 152V151H142ZM141 152V153H142ZM155 152V151H154ZM165 153L167 152L166 150L164 151ZM163 152V153H164ZM169 152V151H168ZM176 152V151H174ZM185 152V151H184ZM188 152V150H187ZM195 152V151H194ZM38 153V160L37 161H31V157L33 154ZM182 153V152H181ZM186 153V152H185ZM192 153V152H191ZM203 153V152H202ZM222 153V152H221ZM218 154V155H221ZM87 154V153H86ZM119 154V153H118ZM148 154V153H147ZM170 154V153H169ZM176 154V153H175ZM205 154V153H204ZM213 154V151H212ZM223 154V153H222ZM234 154V153H233ZM238 154V153H237ZM241 154V153H240ZM260 154V153H259ZM42 155H45L44 158H42ZM52 155V154H51ZM50 155V156H51ZM155 155V153H154ZM186 155V154H185ZM197 155H199L197 153ZM239 155V154H238ZM245 155V154H244ZM79 156V154H78ZM82 156V154H81ZM120 156V155H119ZM123 156V155H122ZM128 156V154H127ZM161 156H163L161 154ZM261 156V155H260ZM87 157V156H86ZM130 157V156H129ZM146 157V156H145ZM153 157V156H152ZM187 157V156H186ZM248 157V156H247ZM259 157V156H258ZM63 158V157H62ZM78 158V157H77ZM189 158V157H188ZM194 158V157H192ZM191 158V159H192ZM205 158V156H204ZM220 158V156H219ZM245 158V157H242ZM125 159V158H124ZM161 160L162 157L160 158ZM169 159V158H168ZM167 159V160H168ZM190 159V158H189ZM262 159V158H261ZM136 160V159H134ZM149 160V159H147ZM180 160V157L176 158L173 160H168L171 164L170 166V171L175 170V164ZM200 160V159H199ZM131 161V160H130ZM146 161V160H145ZM185 161V159H183V162ZM195 161V160H194ZM251 161V160H249ZM50 162V161H49ZM182 162V164H183ZM200 162V161H199ZM203 162V161H202ZM238 162V156L237 157H232L231 158H224V159H217L216 163L217 164H221L222 163L226 166V172H236L235 170V166ZM263 163L262 161H258V164L261 165V163ZM52 163V161H51ZM88 163V164H87ZM154 163V162H153ZM160 163V162H159ZM192 164H194L193 160L191 161ZM201 163V162H200ZM209 163V162H207ZM205 163V165L207 164ZM93 164H95V166H93ZM169 164V165H170ZM187 164V163H186ZM91 165V166H90ZM137 165V164H136ZM154 165V164H153ZM241 165V163H239V166ZM250 165V164H249ZM259 165V166H260ZM42 166V167H41ZM163 166V164L161 165V167ZM190 166V165H189ZM200 166H202L200 164ZM210 166V165H208ZM218 166V165H216ZM263 166V164H262ZM261 166V167H262ZM136 167V166H134ZM160 167V166H158ZM193 167V166H191ZM220 166H218L219 168ZM242 167V166H241ZM247 167V166H246ZM250 167V166H249ZM148 168V167H146ZM215 168V167H214ZM212 166V169H214ZM223 168V167H222ZM221 168V169H222ZM254 168V167H252ZM143 169V168H142ZM149 169V168H148ZM147 169V170H148ZM201 169H204L203 167ZM207 169H209L207 167ZM211 169V170H212ZM242 169V168H241ZM262 169V168H261ZM264 169V166H263ZM137 170V169H136ZM151 170V169H150ZM179 170V168H178ZM258 170V167H257ZM142 171V170H141ZM152 171V170H151ZM150 171V172H151ZM243 171V170H242ZM245 171V170H244ZM57 172V171H56ZM181 174L183 173L182 171H180ZM187 172V170H186ZM213 173H215V171L212 170ZM220 172V171H219ZM226 172H221L218 173L219 175L217 176V178H219L223 173L226 174ZM246 172V171H245ZM161 173V174H160ZM165 173V172H164ZM192 173V172H191ZM204 173V172H202ZM238 173V172H237ZM170 176L171 173H167ZM177 174V173H175ZM180 174V175H181ZM201 174V173H200ZM246 174V173H245ZM140 175V174H139ZM160 175V176H159ZM166 175V173H165ZM206 175V174H205ZM214 174H212L213 176ZM256 176V174H254ZM29 176V177H28ZM47 176V175H46ZM149 176V174L147 175ZM159 176V177H157ZM167 176V175H166ZM176 176V175H175ZM194 176V175H193ZM192 176V177H193ZM207 176V175H206ZM205 176V177H206ZM228 176V174H227ZM239 176V175H238ZM28 177V178H27ZM191 177V178H192ZM230 177L231 174H230ZM241 177V176H239ZM250 177V176H248ZM258 179L259 178H264V172L263 170L259 172V176H257ZM257 177H253V178H257ZM44 178V177H41ZM47 178V177H46ZM43 180L44 183L47 181L48 179ZM172 178V177H171ZM190 178V179H191ZM252 177H250L251 179ZM5 179V180H4ZM195 179V178H194ZM208 179V178H207ZM233 179V178H232ZM144 180V181H143ZM171 180H174V176ZM182 180V179H181ZM221 180V178L219 179ZM228 180V179H227ZM243 180V179H242ZM246 180V179H244ZM257 180V179H256ZM30 181V178H29ZM52 181V180H51ZM175 181V180H174ZM178 181V180H176ZM210 180L206 181L209 182ZM216 181V180H215ZM53 182V181H52ZM170 182V181H169ZM213 181H210V183H208L205 187H202L203 189L205 188L206 190H209V193L212 186ZM234 182V181H233ZM256 182V181H255ZM259 182V181H258ZM30 183H32V185L35 184L36 187H39L38 184L40 183V181H36L34 180L33 182L30 181ZM42 183V182H41ZM189 183V182H188ZM224 183V182H223ZM248 183V182H247ZM257 183V182H256ZM255 183V184H256ZM261 184V182H259ZM258 183V184H259ZM79 184V183H78ZM225 184V183H224ZM169 185V184H168ZM182 185V184H181ZM198 184H196V181L191 180L190 181V186H196ZM232 185V184H231ZM239 185V184H238ZM253 185V184H252ZM251 185V187H253ZM47 186L49 187L50 184ZM81 186V185H80ZM201 186V185H199ZM217 186V185H216ZM219 186V185H218ZM230 186V185H228ZM260 186V185H258ZM34 187V186H33ZM169 187V186H168ZM167 187V188H168ZM171 187V186H170ZM215 187V186H214ZM222 187H225V185H223ZM220 187V188H222ZM132 188V189H131ZM216 188V187H215ZM241 188V187H240ZM261 188V187H260ZM36 189V188H35ZM158 189V188H157ZM161 189V188H160ZM190 189V188H189ZM214 189V188H213ZM225 189V188H224ZM245 189V186H244ZM247 189V188H246ZM254 189V187H253ZM262 189V188H261ZM37 190V189H36ZM162 190V189H161ZM194 190V189H193ZM205 190V191H206ZM217 190V188H216ZM223 190V189H222ZM255 190V189H254ZM251 191V189L247 190L248 192H246L245 195L242 196V194L237 193L232 200H230L231 198H228V196H226L225 199H229L230 201L226 200L223 202V204H219L220 207H218V209L213 212L212 214L208 215V219L206 221H204L202 224H200V226L198 225L196 227V225H194V223H190L191 220L193 221H197L198 219L195 220L194 218H199L200 215H202V213H200V210H203L202 207L204 200H202L201 202H196V200H191L193 197H189L186 199V201H179V196L181 194V188H180V181L179 183H174L172 185L171 190L169 191V193L167 192V194H169L170 196V201L166 203V205L162 206V207H154L153 210L155 213L157 214H162L165 215L168 221L169 219L172 220L173 218V223L171 225H166L167 227H159L158 225V229H157V234H159L158 236L160 237L162 244H164V248L167 249L169 254V257L171 260L169 263L173 264L177 261V263L180 261L182 264H247L249 262H245V260L242 257H236V254L234 252V250H237L239 252V250H242L243 248L241 247V249H237V245L240 246V244H246V242H248V247L245 251V255L243 250L242 255L246 256V258L250 259V261L252 262V264H264V216H260L261 218L259 219V227H257V229H252L251 225L253 224V217L252 216H256V215H252L251 216V212H250V208L251 205H253L252 203L257 201V200H261V202H263L264 204V193H262L261 195H259V191ZM185 191V189H184ZM187 191V190H186ZM201 191V189H200ZM226 191V190H225ZM228 191V190H227ZM264 191V190H263ZM116 192V193H117ZM223 192V191H222ZM114 193V192H113ZM165 193V191H164ZM197 193V192H196ZM225 193V192H224ZM232 193V192H231ZM236 193V192H235ZM111 194V195H109ZM117 194V195H118ZM206 194V193H205ZM234 194V192H233ZM36 195V194H35ZM48 195V194H47ZM145 195V194H144ZM156 196V194H154ZM153 195V198L155 197ZM186 195V194H185ZM204 195V194H203ZM210 195V194H209ZM215 195V194H214ZM217 195V194H216ZM215 195V196H216ZM4 196V195H3ZM159 195L157 194V197ZM162 196V195H161ZM165 196V195H164ZM183 196V195H181ZM199 197V192L198 195H196ZM206 196V195H204ZM211 196V195H210ZM219 196V194H218ZM5 197V196H4ZM87 197V196H86ZM99 197V196H98ZM97 197V198H98ZM160 197V196H159ZM230 197V196H229ZM232 197V196H231ZM3 198V197H2ZM166 198V197H165ZM183 198V197H182ZM185 198V197H184ZM4 199V198H3ZM37 199V198H36ZM160 199V198H159ZM169 199V198H167ZM198 199V198H197ZM203 198H200V200ZM213 199V198H212ZM221 199V198H220ZM219 199V200H220ZM224 199V200H225ZM46 200V199H45ZM92 200V198H91ZM177 200V201H176ZM184 200V199H182ZM211 200V199H210ZM1 201V199H0ZM93 201V200H92ZM98 201V200H97ZM118 201V200H117ZM179 201V202H178ZM208 201V198H207ZM206 201V202H207ZM212 201V200H211ZM257 201V202H259ZM12 202V201H11ZM55 202V201H54ZM153 204L155 203L154 200L152 201ZM162 202L159 200V203ZM205 202V203H206ZM4 203V202H3ZM10 203V202H9ZM85 203V202H84ZM87 203V202H86ZM213 203V202H212ZM164 204V203H163ZM259 204V203H258ZM40 205V204H39ZM106 205V204H105ZM206 205V204H205ZM210 205V204H209ZM208 205V206H209ZM262 206V205H261ZM2 207V206H1ZM4 207V206H3ZM151 207V208H150ZM10 208V209H11ZM253 208V206H252ZM251 208V209H252ZM261 208V207H260ZM3 209V208H1ZM4 209H6L4 207ZM139 210V211H140ZM210 210V209H209ZM130 211V210H128ZM260 211V210H259ZM8 212V210H7ZM253 212V211H252ZM5 213V212H4ZM208 213V212H207ZM53 214V213H52ZM253 214V213H252ZM256 214V213H255ZM0 215H4V214H0ZM154 215V214H153ZM152 219H156V217H153L151 215ZM164 218V217H163ZM162 218V219H163ZM258 218V217H257ZM1 219V218H0ZM131 220V219H130ZM150 221V217L147 216V222ZM159 221V219H158ZM163 221V220H162ZM233 221V222H232ZM54 222V221H53ZM165 222V221H164ZM256 222V221H255ZM117 223V222H116ZM166 223V222H165ZM200 223V222H199ZM35 224V223H34ZM132 224V223H131ZM130 224V225H131ZM148 224V223H147ZM162 224V223H161ZM256 226V223L254 224ZM254 226V227H255ZM114 229V228H113ZM37 230V231H36ZM88 232V231H87ZM193 232V233H192ZM9 233V234H11ZM57 233V232H56ZM137 233V232H136ZM55 234V233H54ZM236 234V236H234ZM253 234V235H252ZM5 235V234H4ZM4 235L2 236L4 238ZM100 237V236H99ZM136 237V236H135ZM1 238V237H0ZM24 238H26L28 241L27 243L24 241ZM86 238V237H85ZM137 238H138V243L141 246V249L143 250V253L146 255V260L147 263L150 264L151 263V256L150 253L143 241V238L137 233ZM74 239V238H73ZM87 239V238H86ZM56 240V239H55ZM125 240V239H123ZM59 241V240H58ZM102 241V240H101ZM100 241V242H101ZM128 241V240H126ZM135 241V240H133ZM137 241V240H136ZM103 242V241H102ZM117 242V241H116ZM124 242V241H123ZM17 243V244H18ZM26 243V244H25ZM59 243V242H58ZM125 243V242H124ZM133 243V242H132ZM135 243V242H134ZM63 244V242H62ZM97 244V243H96ZM104 244V242H103ZM246 244V245H247ZM19 245V244H18ZM55 245V244H54ZM59 245V244H58ZM138 245V244H137ZM113 245H111L112 247ZM127 246V245H126ZM129 246V245H128ZM238 246V247H239ZM99 247V246H98ZM106 247V246H105ZM124 247V246H123ZM134 247V246H133ZM227 247L228 250H227ZM100 248V247H99ZM103 248V247H101ZM236 248V249H235ZM240 248V247H239ZM96 249V248H95ZM98 249V248H97ZM96 249V250H97ZM108 249V247H107ZM125 249V248H124ZM94 250V249H93ZM115 250V249H114ZM118 250V249H117ZM121 250V249H120ZM139 250V249H138ZM137 250V251H138ZM17 251V250H16ZM56 251V252H55ZM105 251V250H104ZM111 251V250H109ZM136 251V252H137ZM131 252V251H129ZM101 253V252H99ZM106 253V252H105ZM113 253V252H112ZM132 253V252H131ZM142 253V252H141ZM140 253V254H141ZM130 254V253H129ZM105 255V254H104ZM110 255V254H109ZM112 255V254H111ZM241 255V256H242ZM31 256V255H30ZM67 256V255H66ZM100 256V255H99ZM133 256V255H130ZM34 257V256H33ZM48 257V256H47ZM121 257V256H120ZM125 257V256H124ZM143 257V255L141 256V258ZM145 257V256H144ZM68 258V257H67ZM101 258V257H100ZM99 258V259H100ZM140 258V259H141ZM242 258V259H241ZM52 258H50L51 261ZM119 259V257H118ZM139 259V258H138ZM145 260V261H146ZM104 261V260H102ZM101 261V262H102ZM54 262V261H53ZM124 262H126L124 260ZM134 263V262H133ZM138 264V262H136ZM9 264V262H8ZM34 264V263H33ZM56 264V262L54 263ZM98 264V263H97ZM251 264V263H250Z\"/></svg>","mask_w":264,"mask_h":264}]
</instances>
